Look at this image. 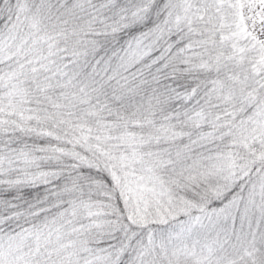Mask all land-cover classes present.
<instances>
[{
    "label": "snow or ice",
    "instance_id": "obj_1",
    "mask_svg": "<svg viewBox=\"0 0 264 264\" xmlns=\"http://www.w3.org/2000/svg\"><path fill=\"white\" fill-rule=\"evenodd\" d=\"M0 264H264V0H0Z\"/></svg>",
    "mask_w": 264,
    "mask_h": 264
}]
</instances>
